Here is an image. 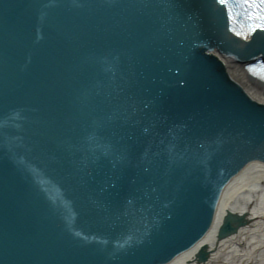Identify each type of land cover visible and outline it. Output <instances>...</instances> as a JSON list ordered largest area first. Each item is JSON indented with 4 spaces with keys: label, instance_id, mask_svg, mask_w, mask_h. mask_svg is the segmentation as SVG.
Wrapping results in <instances>:
<instances>
[{
    "label": "water",
    "instance_id": "95a60500",
    "mask_svg": "<svg viewBox=\"0 0 264 264\" xmlns=\"http://www.w3.org/2000/svg\"><path fill=\"white\" fill-rule=\"evenodd\" d=\"M226 25L215 0H0V264H166L205 236L264 164V103L214 53L264 37Z\"/></svg>",
    "mask_w": 264,
    "mask_h": 264
},
{
    "label": "bare ground",
    "instance_id": "6f19581e",
    "mask_svg": "<svg viewBox=\"0 0 264 264\" xmlns=\"http://www.w3.org/2000/svg\"><path fill=\"white\" fill-rule=\"evenodd\" d=\"M214 53L225 63L230 76L252 98L264 103V89L246 78L241 61L235 60L232 54L220 53L216 49ZM263 176L264 164L248 165L222 191L215 209V212L220 210L219 217L227 208H231L255 215L256 223L220 242L215 240L216 229L208 230L194 245L195 251L203 243H208L212 249L208 262L204 264H264ZM192 256L190 251L181 253L166 264H196Z\"/></svg>",
    "mask_w": 264,
    "mask_h": 264
},
{
    "label": "snow or ice",
    "instance_id": "6c2138e0",
    "mask_svg": "<svg viewBox=\"0 0 264 264\" xmlns=\"http://www.w3.org/2000/svg\"><path fill=\"white\" fill-rule=\"evenodd\" d=\"M225 0H221L224 3ZM246 5L250 13L254 12L255 16L260 23H257L256 27L264 28V0H246ZM251 16L249 19L251 20ZM250 31H255V28L250 29ZM247 38V37H245ZM264 68V66H262Z\"/></svg>",
    "mask_w": 264,
    "mask_h": 264
},
{
    "label": "rangeland",
    "instance_id": "374dc122",
    "mask_svg": "<svg viewBox=\"0 0 264 264\" xmlns=\"http://www.w3.org/2000/svg\"><path fill=\"white\" fill-rule=\"evenodd\" d=\"M235 59V58H234Z\"/></svg>",
    "mask_w": 264,
    "mask_h": 264
}]
</instances>
